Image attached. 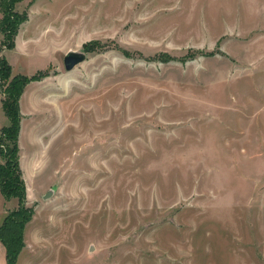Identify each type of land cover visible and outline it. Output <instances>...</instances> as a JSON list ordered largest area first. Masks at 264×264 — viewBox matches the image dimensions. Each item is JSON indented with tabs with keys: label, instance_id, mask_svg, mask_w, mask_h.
Instances as JSON below:
<instances>
[{
	"label": "rangeland",
	"instance_id": "1",
	"mask_svg": "<svg viewBox=\"0 0 264 264\" xmlns=\"http://www.w3.org/2000/svg\"><path fill=\"white\" fill-rule=\"evenodd\" d=\"M17 7L32 41L0 54L46 72L21 119L17 264H264V0ZM18 204L0 191V220Z\"/></svg>",
	"mask_w": 264,
	"mask_h": 264
},
{
	"label": "trees",
	"instance_id": "2",
	"mask_svg": "<svg viewBox=\"0 0 264 264\" xmlns=\"http://www.w3.org/2000/svg\"><path fill=\"white\" fill-rule=\"evenodd\" d=\"M22 0H0V49L3 46L11 49L15 47L16 36L22 23L29 18L27 9L19 10L17 5ZM89 43L85 44L86 52ZM46 75L44 70L28 75L24 73L13 74V67L5 55L0 54V91L3 94L1 101L9 123L1 127L0 154L5 162L0 161V191L5 198L17 197L19 204L9 210L0 224V240L6 248V263L17 264L19 255L25 245L24 228L30 220L33 210L26 205V184L20 162L19 134L21 128L22 112L20 97L26 85L32 80H38ZM10 140L12 145L7 142ZM4 141V142H2Z\"/></svg>",
	"mask_w": 264,
	"mask_h": 264
},
{
	"label": "crops",
	"instance_id": "3",
	"mask_svg": "<svg viewBox=\"0 0 264 264\" xmlns=\"http://www.w3.org/2000/svg\"><path fill=\"white\" fill-rule=\"evenodd\" d=\"M29 21H30V19L29 20H26L25 24L23 23V26H27L29 24ZM27 32H28V30L25 33H22L24 35H22V34L19 35V32H18V34L16 36V43H15V47L14 48L19 47L20 46L19 45L20 43L23 44V41H26V39L28 37H30L29 38L30 39L29 41H32V37H31L32 35L27 34ZM18 35H19V37H18ZM17 37H18V39H17ZM29 41H27V44L29 43ZM43 49L46 50V47L43 48ZM12 67H13V65H12ZM37 82H38V80H32V81H30L26 85V87H25V89H24V91H23V93H22V95L20 97V109H21V112H22V116L28 113V109L31 106H35L36 107V104L37 103L39 104V102H40V94L38 92H32V90L34 88H36ZM0 119H1V117H0ZM2 126H4V125L3 124H0V129H1ZM21 129H22V121H21L20 134H21ZM20 134H19V143H20ZM2 220H3V218L0 220V224H1ZM5 263H6V248H5L4 244L0 240V264H5Z\"/></svg>",
	"mask_w": 264,
	"mask_h": 264
},
{
	"label": "water",
	"instance_id": "4",
	"mask_svg": "<svg viewBox=\"0 0 264 264\" xmlns=\"http://www.w3.org/2000/svg\"><path fill=\"white\" fill-rule=\"evenodd\" d=\"M86 58V52L84 50H74L71 49L66 52L64 55V65L67 70L72 69L75 67L79 62L83 61ZM52 191H48V193L45 195L46 197L49 196V194Z\"/></svg>",
	"mask_w": 264,
	"mask_h": 264
},
{
	"label": "built area",
	"instance_id": "5",
	"mask_svg": "<svg viewBox=\"0 0 264 264\" xmlns=\"http://www.w3.org/2000/svg\"><path fill=\"white\" fill-rule=\"evenodd\" d=\"M0 94L2 95V92L0 91Z\"/></svg>",
	"mask_w": 264,
	"mask_h": 264
}]
</instances>
